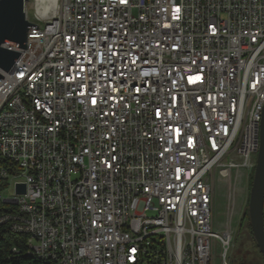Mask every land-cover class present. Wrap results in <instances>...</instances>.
I'll return each instance as SVG.
<instances>
[{
    "label": "built area",
    "instance_id": "obj_1",
    "mask_svg": "<svg viewBox=\"0 0 264 264\" xmlns=\"http://www.w3.org/2000/svg\"><path fill=\"white\" fill-rule=\"evenodd\" d=\"M34 4L1 71L0 223L48 264H234L215 189L257 164L264 0Z\"/></svg>",
    "mask_w": 264,
    "mask_h": 264
},
{
    "label": "water",
    "instance_id": "obj_2",
    "mask_svg": "<svg viewBox=\"0 0 264 264\" xmlns=\"http://www.w3.org/2000/svg\"><path fill=\"white\" fill-rule=\"evenodd\" d=\"M28 0H0V80L1 71L9 72L20 56L18 49L26 48L28 28H35L27 18ZM25 184L17 185V194H24ZM8 204L16 201L4 198ZM248 212L254 240L264 259V111L260 131V147L250 188Z\"/></svg>",
    "mask_w": 264,
    "mask_h": 264
},
{
    "label": "rangeland",
    "instance_id": "obj_3",
    "mask_svg": "<svg viewBox=\"0 0 264 264\" xmlns=\"http://www.w3.org/2000/svg\"><path fill=\"white\" fill-rule=\"evenodd\" d=\"M34 0H28L25 10L29 16L34 13ZM251 174H248L242 186H224L221 180L216 183L217 210L216 216L223 230H228L231 235L230 258L237 264H264L263 256L256 245L253 237L250 221L243 219L248 210L250 188L252 185ZM254 175V172H253ZM235 193H233V192ZM13 193V188L9 187L3 197L8 198ZM249 213V212H248ZM215 264H221V248L217 244Z\"/></svg>",
    "mask_w": 264,
    "mask_h": 264
},
{
    "label": "trees",
    "instance_id": "obj_4",
    "mask_svg": "<svg viewBox=\"0 0 264 264\" xmlns=\"http://www.w3.org/2000/svg\"><path fill=\"white\" fill-rule=\"evenodd\" d=\"M0 168L6 169L10 174L17 172L15 164L3 158L1 154ZM252 178L253 173L251 181ZM9 184L8 179L0 176V217L5 213L17 212L16 205L3 201V193L9 188ZM243 219L250 221L248 210L245 212ZM0 264H48V262L30 253L27 235L15 233L11 230L9 224L0 223ZM237 264H241L240 260H237Z\"/></svg>",
    "mask_w": 264,
    "mask_h": 264
},
{
    "label": "bare ground",
    "instance_id": "obj_5",
    "mask_svg": "<svg viewBox=\"0 0 264 264\" xmlns=\"http://www.w3.org/2000/svg\"><path fill=\"white\" fill-rule=\"evenodd\" d=\"M38 1V9H41V8H43L44 10V12H45V10L46 9H48V5L51 3V2H55L56 0H37Z\"/></svg>",
    "mask_w": 264,
    "mask_h": 264
}]
</instances>
